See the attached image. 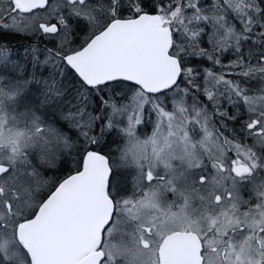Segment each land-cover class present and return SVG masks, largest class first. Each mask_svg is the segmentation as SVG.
Segmentation results:
<instances>
[{"label": "snow or ice", "instance_id": "6c2138e0", "mask_svg": "<svg viewBox=\"0 0 264 264\" xmlns=\"http://www.w3.org/2000/svg\"><path fill=\"white\" fill-rule=\"evenodd\" d=\"M0 264H264V0H0Z\"/></svg>", "mask_w": 264, "mask_h": 264}]
</instances>
